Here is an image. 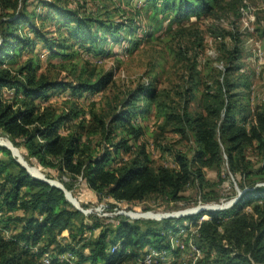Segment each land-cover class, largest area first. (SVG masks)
<instances>
[{
	"label": "trees",
	"instance_id": "trees-1",
	"mask_svg": "<svg viewBox=\"0 0 264 264\" xmlns=\"http://www.w3.org/2000/svg\"><path fill=\"white\" fill-rule=\"evenodd\" d=\"M21 4L24 11L16 12ZM25 4L24 0H0V134L21 144L27 156L39 165L72 178L81 177L98 197L118 201H142L154 195L166 201L179 200L182 190L192 182L197 184L201 200L218 199L204 192L203 185L209 183L204 170L226 164L242 179L241 193L229 208L202 211L192 218L208 216L198 226L197 242L216 264H264V185L246 182L250 177L264 181V108L251 112L250 102L241 104V94L233 93L239 84L231 72L239 68L235 63L239 61L241 45L235 22H231L232 32L214 26L215 36L221 40L218 61L222 69L210 68L212 74L203 82L197 112L189 111V102L195 99L192 89L175 92L183 100L180 104L168 91L158 89L156 79L151 78L146 84L126 90V94L119 91L123 97L116 94L102 108L82 112L73 107L59 113L53 105L40 103L48 101L50 91L58 86L76 94L102 91L113 83L110 75L93 79L95 68H69L74 56L68 50L69 38L91 48L95 55H103L106 49L102 43L106 39L118 40L120 32L127 33L128 29L114 22L109 11L104 12L103 18H90L55 2L48 5L43 23L36 25L35 19L40 15L35 11L28 13ZM144 7L154 20L159 15L172 14L178 23L220 19L229 13L234 19L239 17L237 0H146ZM51 8L56 16L55 31L64 29L67 37L48 39L52 31L44 23L50 18ZM25 27L29 29L22 34ZM30 31L48 46L49 57L58 60L57 67L71 73L72 83L51 78L32 60L21 61L24 49L34 43L28 36ZM198 33L182 26L171 32V38L177 41L173 49L177 59L192 49L190 44L200 50L203 37ZM194 57L188 66L189 82L196 79L194 83L200 84L202 76ZM150 109L163 126L172 125L181 134L189 133L193 140L191 155L176 152L175 166H153L144 145L136 144L143 134L137 119L144 118ZM247 147L263 157L259 168L241 169L248 164L244 157ZM66 205L62 190L33 178L14 161L7 148L0 146V264H43V253L50 254L52 264H59L57 256L66 252L78 256L76 264H134L139 250L151 244L159 248L157 243L165 238L158 228L146 230L126 220L83 237L92 227L81 219L75 227L79 212L68 210ZM166 223L171 224L169 220ZM7 229L12 231L9 237L2 233ZM63 230H68L69 237L71 230L77 231L76 236H71L75 244L59 242L57 238ZM118 243L116 251L110 252Z\"/></svg>",
	"mask_w": 264,
	"mask_h": 264
},
{
	"label": "rangeland",
	"instance_id": "rangeland-1",
	"mask_svg": "<svg viewBox=\"0 0 264 264\" xmlns=\"http://www.w3.org/2000/svg\"><path fill=\"white\" fill-rule=\"evenodd\" d=\"M24 1L28 13L35 11L40 15L39 18L35 19L36 25L43 23L42 18L49 9L48 5L55 2L66 9L79 10L90 18L97 16L103 18L104 12L109 11L114 22H120L125 29H128L127 33H124L125 31L120 32L118 40L109 41L106 39L102 43V48L106 49L103 55H95L91 48L88 50V47L75 43L72 37L69 38L71 41L68 42V50L74 54L70 58L69 68L73 65L80 71L95 68L93 79H101L105 75H110L113 83H110L102 91L90 92L87 90L76 94H73L70 89L64 90L58 86L54 91H50L48 101L40 102L42 106L53 105L59 113L73 107H76L77 110L82 109V112H87L102 108L105 102L110 101L116 94L122 95L118 93L119 91L126 94V90L135 88L136 84H146L151 78H155L157 88L168 91L174 101H178L180 104L183 103V100H179L175 92L181 94L183 89H192L195 99L193 98L189 102V111L197 112L199 109L197 101L200 90L204 88L203 82L208 79V75L212 74L213 67L222 69L218 61L220 55L218 49L221 40L216 38L217 31L214 26L232 32L231 22L234 21V30H238L240 33L241 45L239 61L235 63L239 68L231 72L232 78L239 84L238 89L234 90L233 93L241 94L238 96L241 104H245L246 101L247 103L250 102L251 112H254L256 108H264V0H237L239 17L235 19L233 14L229 13L220 19H190L180 23L174 19L172 14L167 16L162 14L157 19H152L150 10L144 7L146 0H131L128 3L126 0ZM53 8L49 10V20L44 23V26L47 25L46 27H50L52 31L51 35H48V39L67 37L64 29L55 31L53 21L56 16L53 13ZM22 11H24V7L21 4L17 7L16 12ZM179 26L187 30L193 28L198 30V34L203 37V46L199 50V47L190 44L192 49L184 58L179 57L177 59L173 50L177 41L171 38L173 36L171 32ZM28 29L29 27H25L21 33L23 34L24 30L26 32ZM28 36L34 43L24 49L21 61L32 60V62H36L42 72L51 78L72 83L73 76L71 73L57 67V58L49 57L48 46L41 42V38L35 37L31 31L28 32ZM225 41L228 39L226 38ZM134 43L138 44L132 50ZM19 48H22V45ZM193 56H195L196 69L202 76L200 84L194 83L196 79L193 83L189 82L191 71L188 66L193 62ZM114 103L115 99L112 101V104ZM137 120L143 128V134L136 144L144 145L153 166H175L173 157L178 151L188 156L191 155L193 140L190 134H181L173 129L172 125L163 126L162 120L157 117L152 109L146 113L144 118ZM93 139L95 140V137H92ZM0 140L5 142L3 144L11 147L12 150L7 149L17 164H24L30 174L32 172L29 169H33L32 171L37 172L39 177L51 181L61 188L59 189L63 191L67 202L66 208L79 212L78 219L74 222L75 227L79 225V219L92 227V231H86L83 237H89L90 234L96 235L106 225L113 226L119 221L126 220L130 223H136L146 230L158 228L159 233L165 236L157 243L159 248L169 246L175 255L173 258H176L178 264H216L211 262L212 256L208 257V254L203 252L197 242L196 232L200 225L197 220L198 218L205 220L208 216L203 214L195 220L192 218L202 211L220 210L208 209L188 214L181 212L188 211L193 207L227 206L225 207L227 209L237 201L241 193L239 185L242 184V179L238 173L230 171L226 164L217 169L213 167L204 170L205 179L209 181L208 184L203 185L204 192H209V196H215L218 199L201 200L196 190L197 184L192 182L190 186L182 190L179 200L166 201L160 196L154 195L148 196L142 201L126 202L105 196L98 197L81 177L72 178L69 175L61 174L55 168L39 165L35 159L27 156L26 150L21 144H14L7 135L0 134ZM130 143L132 142L130 141ZM244 157L248 164L243 165L241 169L245 171L259 168L263 161L260 153L251 147L245 149ZM4 160H6L5 162L8 161L6 157ZM31 176H35V174H31ZM250 178L251 180L247 178V183L255 186L264 185V181H260L258 177ZM136 214L140 215L136 216ZM1 216L0 212V218ZM168 220L171 222L170 225L166 223ZM190 222L193 223L189 224ZM2 224L0 219V228ZM168 226L169 228H166ZM181 229H183L182 233L176 237ZM2 233L9 237L12 231L7 229ZM171 233L173 234L171 235ZM73 235H77L76 230L70 231V237L68 230H63L57 239L61 244L71 242L73 245L76 241L72 242L71 236ZM63 237L64 239H62ZM147 246L139 250L136 257L141 255ZM82 252L86 253L85 250ZM168 256L170 259L171 255L168 254ZM57 257L59 264H76L78 260V256L71 252L60 254ZM40 262L52 264L50 254L43 253ZM134 264L136 263L134 262Z\"/></svg>",
	"mask_w": 264,
	"mask_h": 264
},
{
	"label": "built area",
	"instance_id": "built-area-1",
	"mask_svg": "<svg viewBox=\"0 0 264 264\" xmlns=\"http://www.w3.org/2000/svg\"><path fill=\"white\" fill-rule=\"evenodd\" d=\"M204 218H198L197 223L200 224ZM193 222H190L191 224ZM186 225V224H184ZM183 229H181V232H178L176 234V237H178L182 233ZM173 233H171L172 235ZM170 235V236H171ZM119 243L113 245L110 248V252L116 251V249L119 247ZM127 254H129V251H126ZM171 255V258L169 259ZM175 255L174 253L169 249V246L167 247H162V248H156L152 245H149L145 248L144 252L139 255L138 257L135 258V263L136 264H178L176 262V258H173Z\"/></svg>",
	"mask_w": 264,
	"mask_h": 264
},
{
	"label": "water",
	"instance_id": "water-1",
	"mask_svg": "<svg viewBox=\"0 0 264 264\" xmlns=\"http://www.w3.org/2000/svg\"><path fill=\"white\" fill-rule=\"evenodd\" d=\"M0 145L2 146V147H6V148H9V149H11V147H9V146H7L6 144H3V143H0ZM12 150V149H11ZM26 170H27V168L25 167V165L24 164H22V163H20ZM27 172L29 173V171L27 170ZM30 174V173H29ZM31 175V174H30ZM32 177H34V178H36V179H38V180H41V181H43V182H46V183H48L49 185H51V186H54V187H57V188H60V187H58V186H56L54 183H52L51 181H48V180H46V179H44V178H42V177H36V176H32ZM61 189V188H60ZM225 207H227V206H214V207H199V208H197V212L199 211H202V210H208V209H210V210H212V209H215V210H222V209H225Z\"/></svg>",
	"mask_w": 264,
	"mask_h": 264
},
{
	"label": "bare ground",
	"instance_id": "bare-ground-1",
	"mask_svg": "<svg viewBox=\"0 0 264 264\" xmlns=\"http://www.w3.org/2000/svg\"><path fill=\"white\" fill-rule=\"evenodd\" d=\"M0 142H4L3 140H0ZM5 143V142H4ZM30 170V172H32L31 174H35V176L36 175H38V173L37 172H34V171H32L31 169H29ZM38 177H39V175H38ZM197 211V207H193L192 209H190V210H188V211H183V212H181L182 214H188V213H192V212H196ZM140 214H136V216H139ZM156 217L158 216V215H155Z\"/></svg>",
	"mask_w": 264,
	"mask_h": 264
}]
</instances>
